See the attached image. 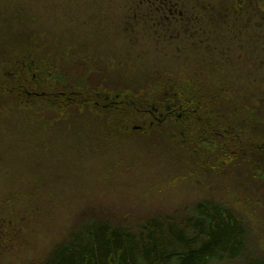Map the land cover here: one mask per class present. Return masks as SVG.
<instances>
[{"label": "rangeland", "instance_id": "1", "mask_svg": "<svg viewBox=\"0 0 264 264\" xmlns=\"http://www.w3.org/2000/svg\"><path fill=\"white\" fill-rule=\"evenodd\" d=\"M137 10L136 0H0V57H65L86 96L99 93L90 89L95 85L117 96L101 104L110 112L127 104L136 88L148 91L155 81L165 89L175 85L188 68L176 58L175 31L164 39L151 24H135ZM135 80L138 86L130 88ZM111 85L120 90L103 91ZM170 95L167 90L159 97ZM198 101L197 112L180 102L184 115L166 132L150 118L144 125L141 114L125 120L97 114L92 120L84 111L67 120L51 113L23 117L22 110L2 105L0 228L9 235L0 244V264H41L88 220L138 225L205 201L242 216L251 233L248 254L264 256V161L258 170L237 145L225 148L207 126L209 99ZM179 105L166 100L160 107ZM195 120L208 133L184 135L182 126L192 131Z\"/></svg>", "mask_w": 264, "mask_h": 264}, {"label": "trees", "instance_id": "2", "mask_svg": "<svg viewBox=\"0 0 264 264\" xmlns=\"http://www.w3.org/2000/svg\"><path fill=\"white\" fill-rule=\"evenodd\" d=\"M71 63L61 56L54 60L43 57L37 62L34 55L27 52L15 54L10 60L0 57V115L2 105L3 109L12 105L22 110L23 117L31 113L42 116L51 113L53 118L61 116L67 120L76 117L69 115L81 116L84 111L91 112L86 116L93 117L92 120L97 114H105L112 120L141 114L144 125L151 119L154 127L166 132L168 128L172 131L174 121L179 120L175 110L170 108L168 112L169 107H160L161 101L189 106L198 101L187 94L161 99L159 94L165 92V84L155 81L150 89L153 94H147L150 90L136 88L135 80L129 87H135L136 93L129 102L117 104L108 112L102 102L115 100L117 96L108 93L100 97L102 87L98 85L90 89L99 93L86 96L87 88L80 78L68 71ZM116 88L120 90L119 85H111L103 91L115 93ZM185 124L181 128L184 135L208 133V128L203 129L200 121L195 120L192 131L186 130ZM250 242V228L242 216L221 203L205 201L178 214L155 215L138 225L111 219L80 223L41 264H264L263 255L252 258L248 254Z\"/></svg>", "mask_w": 264, "mask_h": 264}, {"label": "flooded vegetation", "instance_id": "3", "mask_svg": "<svg viewBox=\"0 0 264 264\" xmlns=\"http://www.w3.org/2000/svg\"><path fill=\"white\" fill-rule=\"evenodd\" d=\"M136 4L139 10L134 13L135 24H151L164 39L173 29L176 58L187 63H181L188 68L178 74L174 89L167 87L165 92L207 97L210 131L216 130L225 148L237 145L243 160L254 161L261 170L264 0H136ZM178 103L174 113L183 116L184 109H179L183 105ZM199 106L200 102H195L193 107L197 109L192 112ZM8 235L7 229L0 228V244Z\"/></svg>", "mask_w": 264, "mask_h": 264}]
</instances>
